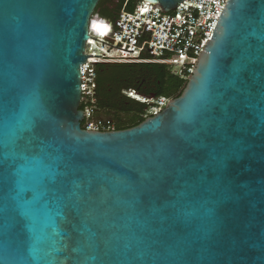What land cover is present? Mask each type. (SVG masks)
I'll return each instance as SVG.
<instances>
[{
  "label": "water",
  "instance_id": "1",
  "mask_svg": "<svg viewBox=\"0 0 264 264\" xmlns=\"http://www.w3.org/2000/svg\"><path fill=\"white\" fill-rule=\"evenodd\" d=\"M99 1L0 0V264H264V0H226L181 94L107 131L79 108Z\"/></svg>",
  "mask_w": 264,
  "mask_h": 264
},
{
  "label": "built area",
  "instance_id": "2",
  "mask_svg": "<svg viewBox=\"0 0 264 264\" xmlns=\"http://www.w3.org/2000/svg\"><path fill=\"white\" fill-rule=\"evenodd\" d=\"M120 1L109 0L105 4L111 15L103 16L96 11L90 16L86 53L94 56H88L86 62L80 65L81 100H93L94 66L99 62L162 63L169 67L171 73L187 81L226 2L182 0L173 9L162 11L146 0L136 1L131 9L126 8L128 0H122L119 7ZM94 22H99L98 27L92 26ZM130 49L132 51H127ZM128 92L132 90L124 91L130 96ZM150 99L143 113L144 118L160 112L170 98L159 96ZM140 100L146 101V97ZM90 116L91 109L85 108L83 128L98 131L115 129L109 117Z\"/></svg>",
  "mask_w": 264,
  "mask_h": 264
},
{
  "label": "trees",
  "instance_id": "3",
  "mask_svg": "<svg viewBox=\"0 0 264 264\" xmlns=\"http://www.w3.org/2000/svg\"><path fill=\"white\" fill-rule=\"evenodd\" d=\"M109 0H100L96 11L103 16L111 15L105 4ZM138 0H128L127 9L134 7ZM122 0L119 3L121 6ZM99 25L94 22L92 26ZM95 87L92 99L81 100L79 108H90L93 117L99 113L113 120L115 129H123L140 123L143 113L149 106L147 101H139L124 93L132 90L144 97H178L186 80L171 73L169 67L156 62H99L94 66ZM98 118V117H97ZM85 119L81 121L84 127Z\"/></svg>",
  "mask_w": 264,
  "mask_h": 264
},
{
  "label": "rangeland",
  "instance_id": "4",
  "mask_svg": "<svg viewBox=\"0 0 264 264\" xmlns=\"http://www.w3.org/2000/svg\"><path fill=\"white\" fill-rule=\"evenodd\" d=\"M94 27H98V24L97 25H95ZM146 101L148 102V103H150V101H151V99L149 98V97H146ZM98 118H107L108 117V115H105L104 113H99V116H97ZM97 117H93V112L91 111V116H90V118H97Z\"/></svg>",
  "mask_w": 264,
  "mask_h": 264
},
{
  "label": "bare ground",
  "instance_id": "5",
  "mask_svg": "<svg viewBox=\"0 0 264 264\" xmlns=\"http://www.w3.org/2000/svg\"><path fill=\"white\" fill-rule=\"evenodd\" d=\"M128 93H129L130 97H132V98H135V99H141L140 94H138V93L135 92V91L128 92Z\"/></svg>",
  "mask_w": 264,
  "mask_h": 264
}]
</instances>
